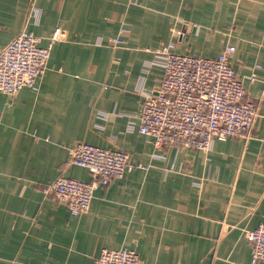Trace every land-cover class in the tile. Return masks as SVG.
<instances>
[{
	"label": "crops",
	"instance_id": "1",
	"mask_svg": "<svg viewBox=\"0 0 264 264\" xmlns=\"http://www.w3.org/2000/svg\"><path fill=\"white\" fill-rule=\"evenodd\" d=\"M56 28L68 40L53 44L37 86L0 92V264H95L121 248L144 264H252L242 235L264 223V0H0V50L24 30L46 47ZM122 29L126 43L109 46ZM171 42L206 58L235 47L232 66L259 105L250 139L155 151L138 131L143 96L163 77L145 71L146 50ZM80 142L148 169L98 187L75 216L41 187L92 180L68 164Z\"/></svg>",
	"mask_w": 264,
	"mask_h": 264
},
{
	"label": "built area",
	"instance_id": "2",
	"mask_svg": "<svg viewBox=\"0 0 264 264\" xmlns=\"http://www.w3.org/2000/svg\"><path fill=\"white\" fill-rule=\"evenodd\" d=\"M33 15L38 18L39 11L34 10ZM128 37L129 32L122 29L107 44L121 47ZM49 40V45L42 47L39 37L24 30L0 50V92L15 96L24 87L37 86L48 68L53 44L67 41L68 34L56 28ZM175 48L171 42L146 50L153 59L146 63L145 71L157 65L164 75L158 89L143 96L138 131L153 139L155 151L172 146L210 151L217 141L250 139L259 105L232 66L235 47L228 46L216 58L183 55ZM256 80L255 74L249 77L250 83ZM70 154L68 164L87 169L92 180L60 176L41 188L75 216L90 210L98 187L125 177L135 168L148 169L143 163L132 164L130 154L122 149L80 142L71 147ZM242 238L252 245V264L264 261V223L245 231ZM95 264L144 263L135 251L121 248L103 249Z\"/></svg>",
	"mask_w": 264,
	"mask_h": 264
},
{
	"label": "trees",
	"instance_id": "3",
	"mask_svg": "<svg viewBox=\"0 0 264 264\" xmlns=\"http://www.w3.org/2000/svg\"><path fill=\"white\" fill-rule=\"evenodd\" d=\"M163 75H164V71H163ZM163 78V77H162ZM162 80V79H161ZM143 100V99H142ZM142 103H143V101H142ZM141 109H142V106H141ZM140 114H141V112H140ZM140 116V115H139ZM139 119V118H138ZM139 125H140V121H139ZM139 128V127H138ZM153 140V139H152ZM172 147H176V146H172ZM155 148V147H154ZM198 150V149H197ZM202 151V150H201ZM108 186V185H107Z\"/></svg>",
	"mask_w": 264,
	"mask_h": 264
}]
</instances>
